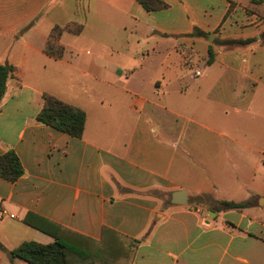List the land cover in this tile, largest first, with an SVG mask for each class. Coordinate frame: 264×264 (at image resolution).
<instances>
[{
	"label": "crops",
	"instance_id": "0c3cea01",
	"mask_svg": "<svg viewBox=\"0 0 264 264\" xmlns=\"http://www.w3.org/2000/svg\"><path fill=\"white\" fill-rule=\"evenodd\" d=\"M159 1L75 0L70 16L62 0H0V65L14 67L0 157L24 170L0 177V264L54 242L26 218L96 241L113 230L134 241L129 264H264V3ZM73 23L81 34L48 55L53 28ZM45 94L85 112L82 138L37 121Z\"/></svg>",
	"mask_w": 264,
	"mask_h": 264
},
{
	"label": "trees",
	"instance_id": "16d2710c",
	"mask_svg": "<svg viewBox=\"0 0 264 264\" xmlns=\"http://www.w3.org/2000/svg\"><path fill=\"white\" fill-rule=\"evenodd\" d=\"M148 11L164 9L167 5L159 0H138ZM252 4H262L264 0H251ZM84 25L73 23L67 26H55L47 42L46 53L56 59L63 57L65 48L59 40L64 32L79 35ZM264 40V34L262 35ZM251 40L226 41L227 45L247 44ZM214 60V53L209 52L208 64ZM14 67L8 63L0 65V102L7 90L8 80L13 76ZM39 123L51 126L73 138H82L86 114L83 110L64 103L54 96L44 95V107L37 116ZM24 174L21 162L14 151H8L0 157V177L15 182ZM252 205L251 201L242 203L219 202L220 209L242 210ZM24 223L53 237L51 244L34 241L24 242L9 252L12 258L29 264H129L134 241L119 233L104 228L99 241L90 239L57 224L37 218H29Z\"/></svg>",
	"mask_w": 264,
	"mask_h": 264
},
{
	"label": "water",
	"instance_id": "95a60500",
	"mask_svg": "<svg viewBox=\"0 0 264 264\" xmlns=\"http://www.w3.org/2000/svg\"><path fill=\"white\" fill-rule=\"evenodd\" d=\"M188 202V193L185 190H179L172 194V203L179 206H186Z\"/></svg>",
	"mask_w": 264,
	"mask_h": 264
},
{
	"label": "rangeland",
	"instance_id": "374dc122",
	"mask_svg": "<svg viewBox=\"0 0 264 264\" xmlns=\"http://www.w3.org/2000/svg\"><path fill=\"white\" fill-rule=\"evenodd\" d=\"M75 0H62V9L64 15L69 14L70 16H73L75 9ZM31 241V240H28Z\"/></svg>",
	"mask_w": 264,
	"mask_h": 264
},
{
	"label": "built area",
	"instance_id": "2783aa9c",
	"mask_svg": "<svg viewBox=\"0 0 264 264\" xmlns=\"http://www.w3.org/2000/svg\"><path fill=\"white\" fill-rule=\"evenodd\" d=\"M7 215H8V214H7L6 211H2V212L0 213V221H1L5 216H7ZM10 217H11V218H14L13 215H10Z\"/></svg>",
	"mask_w": 264,
	"mask_h": 264
}]
</instances>
